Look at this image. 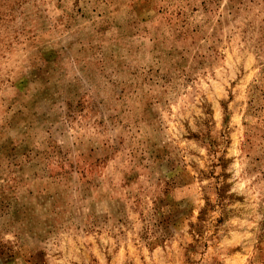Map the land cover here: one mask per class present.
<instances>
[{"label":"rangeland","instance_id":"obj_1","mask_svg":"<svg viewBox=\"0 0 264 264\" xmlns=\"http://www.w3.org/2000/svg\"><path fill=\"white\" fill-rule=\"evenodd\" d=\"M0 264H264V0H0Z\"/></svg>","mask_w":264,"mask_h":264}]
</instances>
